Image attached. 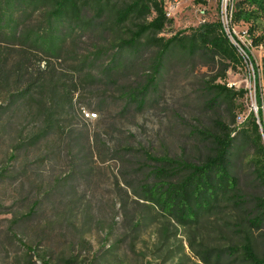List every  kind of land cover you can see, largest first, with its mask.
Masks as SVG:
<instances>
[{
    "label": "rangeland",
    "instance_id": "rangeland-1",
    "mask_svg": "<svg viewBox=\"0 0 264 264\" xmlns=\"http://www.w3.org/2000/svg\"><path fill=\"white\" fill-rule=\"evenodd\" d=\"M161 1L171 23L157 37L188 33L203 22L227 19L226 31L229 25L250 60L239 49L242 65L214 80L246 91L233 100L231 112L224 106L220 110L231 128L241 125L250 111L257 116L258 95L264 101V90L259 94L264 86V81H259L264 42L253 46L250 24L242 20L231 23L225 17L227 11L235 10L237 0ZM41 11L33 10L27 23H36ZM253 29L255 35H264V14ZM116 37V32L107 31L101 37L89 38L85 33L76 38L77 55L92 51L88 44L99 46L101 54L93 75L111 61ZM55 62L66 82L67 77L69 84L71 75L76 77L74 114L62 122L60 138L27 145L26 137L38 128L40 119L16 112L0 120V264H40L32 252L34 263L29 260L20 242L52 264L71 255L80 264H237L239 257L227 256L228 249L243 243L237 210L221 205L197 223L182 225L132 192L144 180H151L148 171L154 163L146 159L145 151L158 156L202 157L204 149L191 132L212 125L213 115L203 102L207 98L205 81L215 72L176 61L161 79L157 95L147 98L138 109L120 86L135 80L146 64L112 75V83L107 84L106 80H85L86 69L74 71L77 61L71 56ZM81 131L89 134L86 154L75 150L69 154L67 141L77 145L82 141ZM248 159L246 152L236 158L240 187L247 196L258 195L260 190L249 183ZM83 161L89 165V173L72 168ZM35 201L41 207L37 222L22 229V222L11 225L12 218L26 221L21 216Z\"/></svg>",
    "mask_w": 264,
    "mask_h": 264
},
{
    "label": "trees",
    "instance_id": "trees-1",
    "mask_svg": "<svg viewBox=\"0 0 264 264\" xmlns=\"http://www.w3.org/2000/svg\"><path fill=\"white\" fill-rule=\"evenodd\" d=\"M120 1L0 0V120L16 112L40 119L38 128L26 137L27 145L41 139L60 138L62 122L74 114L76 77L71 75L70 84L69 77L66 82L55 61L70 56L77 61L73 70L86 69L82 76L92 83L106 80L109 84L112 75H123L135 66L146 64L140 73L143 75L120 86L124 96L138 109L145 105L147 98L157 95L161 79L176 61L189 64L192 69L206 67L209 72H215L205 81L207 98L203 102L205 110L213 115L212 125L196 127L191 132L204 149L202 157L158 156L145 151L146 159L154 163L148 171L151 180H144L132 192L157 212L159 209L182 225L197 223L221 205L232 207L239 212L237 227L244 230V235L243 243L228 249L227 256L239 257L237 264H264V101L258 95V115L250 111L241 125L231 128L220 108L224 106L226 112H231L233 100L243 97L246 91L214 83L216 78H225L228 69L242 65L243 57L230 36L250 60L247 50L229 25L228 32L225 30L219 18L203 22L188 33L157 37L155 35L171 23L161 0ZM38 8L42 10L41 18L28 24L30 13ZM262 14L264 0H237L230 18L231 23L242 20L250 24L253 46L264 42V35H255L253 29ZM107 31L117 34L116 51L95 76L92 69L97 67L101 54L99 46L88 44L87 48L93 50L77 55L76 38L85 33L89 38L101 37ZM260 68L259 81H264V56ZM259 90L261 94L264 86ZM232 115L234 120L236 115ZM80 136L82 141L75 146L71 140L67 141L69 154L72 150L86 154L89 134L81 131ZM19 146L23 148L20 143ZM242 152L249 156V183L260 190L258 195L247 196L240 187L236 158ZM75 167L82 173L90 170L86 161L72 164V168ZM40 208L35 201L21 216L27 222L12 218L11 225L19 226L22 222L19 227L22 229L36 223ZM254 231L258 232L256 237ZM20 245L26 249L31 262L34 263L32 252L40 264H52L31 246L23 242ZM55 264L80 263L71 255Z\"/></svg>",
    "mask_w": 264,
    "mask_h": 264
},
{
    "label": "built area",
    "instance_id": "built-area-1",
    "mask_svg": "<svg viewBox=\"0 0 264 264\" xmlns=\"http://www.w3.org/2000/svg\"><path fill=\"white\" fill-rule=\"evenodd\" d=\"M231 15H232V11H231V9L229 10V11H227V14L225 15V17L227 18L228 17V19L230 20V18H231ZM221 20V22H222V24L224 25V27H225V30H226V22H227V19H225V20H223V19H220ZM230 39L233 41V43L238 47V51H239V49L245 54V52L242 50V48L234 41V39L232 38V36H230ZM240 53V52H239ZM246 55V54H245ZM243 57V56H242ZM247 57V56H246ZM248 59V58H247Z\"/></svg>",
    "mask_w": 264,
    "mask_h": 264
}]
</instances>
